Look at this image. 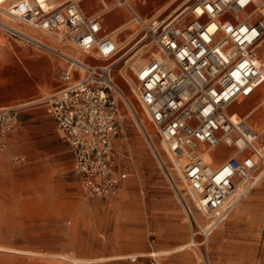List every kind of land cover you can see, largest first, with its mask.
Returning a JSON list of instances; mask_svg holds the SVG:
<instances>
[{"label":"built area","instance_id":"2783aa9c","mask_svg":"<svg viewBox=\"0 0 264 264\" xmlns=\"http://www.w3.org/2000/svg\"><path fill=\"white\" fill-rule=\"evenodd\" d=\"M80 1L0 0V34L63 64L60 87L38 103L56 121L86 194L119 193L125 174L115 139L130 113L189 220V247L200 264H212L210 235L264 175V135L229 112L264 82V0H198L176 15L148 18L136 0H114L130 13L134 39L141 34L130 49L148 40L157 51L134 72L130 93L115 76L117 40ZM21 109L0 107V150L22 125ZM163 143L168 149L159 148ZM225 147L236 149L220 161ZM151 264H162L159 255Z\"/></svg>","mask_w":264,"mask_h":264},{"label":"rangeland","instance_id":"374dc122","mask_svg":"<svg viewBox=\"0 0 264 264\" xmlns=\"http://www.w3.org/2000/svg\"><path fill=\"white\" fill-rule=\"evenodd\" d=\"M88 1L95 4L86 6L84 1L88 11L102 10L97 0ZM113 1L107 0L109 9L97 13L105 19L106 31L125 24L131 16ZM185 1L147 0L137 10L144 18L167 17L198 0L188 6ZM132 32L133 28L125 31L121 40ZM147 43L142 41L115 66L116 79L127 93L131 83L120 69L143 46L150 50L146 63L151 51H156ZM62 67L59 61L0 34V107L23 105L53 93L61 85ZM126 70L135 78L130 68ZM255 91L249 89L230 111L244 116L255 110L264 98V93ZM256 115H264V106ZM21 116L22 125L0 150V264H151L152 254L161 255L162 264H200L193 248L178 251L191 241L189 220L130 113L123 114L122 130L115 139L119 169L125 177L113 197L86 194L73 154L43 105L24 106ZM256 122L264 126V120ZM147 127L159 142L153 127L149 123ZM228 150L220 161L235 148ZM208 248L212 264H264V178L209 237ZM133 255L136 261H101Z\"/></svg>","mask_w":264,"mask_h":264},{"label":"bare ground","instance_id":"6f19581e","mask_svg":"<svg viewBox=\"0 0 264 264\" xmlns=\"http://www.w3.org/2000/svg\"><path fill=\"white\" fill-rule=\"evenodd\" d=\"M83 1V0H82ZM98 1V4H100L101 6L104 4L105 6L103 7L102 6V10H100V11H97L98 13H102V12H105V11H107L108 9H109V6L107 5V4H109L108 2H107V0H105L106 1V3H105V1L104 0H97ZM192 0H186L185 2H184V5L185 6H188L189 4H190V2H191ZM85 2H86V0H85ZM135 3H136V6L137 5H139V4H145V3H147V0H136L135 1ZM188 8H190V7H187L186 9H188ZM121 9H123V8H121ZM185 9V10H186ZM123 10H126L125 8L123 9ZM184 10V11H185ZM102 11V12H101ZM127 11V10H126ZM183 11V12H184ZM118 16L119 15H117V16H115V18L117 19L118 18ZM128 22V21H127ZM114 23V21L111 23V24H113ZM126 26H127V28H126V26H124V24H121L119 27H117V28H113L110 32H108V33H110V34H112L113 35V37L117 40V42H118V47L120 48V51L122 52V51H126L129 47H130V44H131V42H132V40L134 39V34H129V36H127L124 40H121V35L123 34V33H125V31L126 30H128V29H130V28H132L131 26H129L128 25V23H126L125 24ZM5 37V36H4ZM6 38V37H5ZM138 47V46H137ZM136 48V47H135ZM134 49V48H133ZM133 49H130L129 48V50H127L126 52H128L127 54H126V52L125 53H121L122 55L120 56V58L119 59H117V64L118 63H120L126 56H128V54L133 50ZM150 50L147 48V46H143V47H139L138 49H137V51L135 50L134 52H133V56L126 62V67H123L122 69H120V72H121V74H122V76L127 80V81H130V83H133L134 82V77H131L130 75H129V73L127 72V67L128 68H130V70L132 71V75H134V73L133 72H135V71H137L138 69H139V67L141 66V65H143V62L146 60V55H147V52H149ZM74 57H79V56H82L83 55V53H82V51H79V50H75L73 53H71ZM157 54V51H155V52H153V51H151V57H153V56H155ZM123 56V57H122ZM124 70V71H123ZM260 92H262V93H264V90H263V86H261L258 90H256L255 91V94L256 93H260ZM42 98H40V99H37V100H34V101H30V102H27V103H25V104H23V105H18V106H22V107H24V106H29V105H32V104H36V103H38L40 100H41ZM13 106H17V105H13ZM13 106H8V107H13ZM264 106V98L261 100V102H260V104L258 105V107L255 109V110H252L251 111V113L250 114H248V115H246V116H244V117H240L238 114H235V113H232L231 111H230V108H229V112L233 115V120L234 121H239V119H243V120H245L250 126H252V128H253V130L255 131V132H257L260 136H262V135H264V126L263 125H260V124H258L257 122H256V120H259V119H262V120H264V115H256V111L258 110V109H260L261 107H263ZM1 108H7V107H1ZM129 117V116H128ZM245 118V119H244ZM162 147H164V148H166V149H168V146L165 144V143H163L162 144V146H159V148L160 149H162ZM235 148V147H234ZM236 149V148H235ZM163 157H164V160L166 161L167 160V157L166 156H164L163 155ZM183 162H184V159H183ZM183 162H180V163H178V161H175V163H176V165L179 167L180 166V164H183ZM263 178H264V175L262 176V178H261V181L263 180ZM261 181H260V183H261ZM248 196V195H247ZM198 217H199V219L200 220H204V217H203V215H201V214H198ZM191 242V241H190ZM190 242L188 243V246H187V248L189 247V245H190ZM186 246H183V247H181L178 251H181V250H184L185 248H186ZM154 255H157V254H154ZM141 256V255H140ZM139 257V256H138ZM125 259H132L133 261H136L137 260V257L136 256H130V257H117V258H110V259H102L101 261H103V260H125Z\"/></svg>","mask_w":264,"mask_h":264},{"label":"crops","instance_id":"0c3cea01","mask_svg":"<svg viewBox=\"0 0 264 264\" xmlns=\"http://www.w3.org/2000/svg\"><path fill=\"white\" fill-rule=\"evenodd\" d=\"M12 1H13V0H8L7 5L10 4ZM57 1H58V3H61V2H64V1H66V0H57ZM84 1H85V0H83V1L81 0V1H80L81 9L83 10L84 13L91 15V14H97V13H98L97 11H100V10H97V11H95V12H90V11H88V8H86V7H84V6L82 5V3H83ZM104 1H105V0H104ZM86 2H87V5H86V6H89V5L93 6L92 4H94V3H92L91 1H88V0H86ZM113 2H114V1H113ZM113 2H112V3H113ZM105 3H106V1H105ZM106 4H107V3H106ZM108 5H109V4H108ZM94 6H95V4H94ZM98 6H99V5H98ZM102 6L104 7L105 5L103 4ZM109 6H110V5H109ZM111 6H113V5H111ZM119 8H122V7H119ZM91 10H92V9H91ZM101 12H102V11H101ZM118 18H119V16H118ZM118 18H117V19H118ZM115 21H116V20H115ZM126 23H127V22H126ZM126 23H125V24H126ZM104 24H105V26H106L105 19H104ZM125 24H124V26H126ZM114 28H117V26L114 27ZM126 28H127V26H126ZM109 31H110V29L108 30V32H109ZM126 31H127V30H126ZM127 36H129V35H127ZM129 37H130V36H129ZM73 50H74V49H71V48L69 49V51H73ZM261 86H263V89H264V82L260 83V84L257 85V86L251 87L250 89H252V90H253V89H254V90H258ZM19 105H20V104H19ZM5 107H8V106H5ZM251 111H252V110H251ZM251 111L247 112L244 116L250 114ZM232 113L238 114L240 117H244V116H241L238 112H232ZM229 148H231V147H225L226 154L229 152V150H228ZM223 160H224V159H223ZM257 186H258V185H257ZM257 186H256L253 190H255V189L257 188ZM253 190H252V191H253ZM252 191H251V192H252ZM251 192H250V193H251ZM243 200H244V199H243ZM243 200H242V201H243ZM242 201H241V202H242ZM237 207H238V206H237ZM237 207H236V208H237ZM236 208L234 209V211H233V213L231 214V216L234 214ZM231 216H230V217H231ZM230 217H229V218H230ZM227 221H228V220H227ZM227 221H225L224 223H226ZM224 223H222V224H221V225H220V226H219V227H218V228H217V229H216V230H215L210 236H212L216 231L218 232L219 229H220V227H221ZM187 246H188V245H187ZM187 246H186V248H187ZM186 248H185V249H186ZM159 256H161V255H159ZM160 261H161V260H160Z\"/></svg>","mask_w":264,"mask_h":264},{"label":"snow or ice","instance_id":"6c2138e0","mask_svg":"<svg viewBox=\"0 0 264 264\" xmlns=\"http://www.w3.org/2000/svg\"><path fill=\"white\" fill-rule=\"evenodd\" d=\"M241 2H243V0H241ZM197 11H199V10H197Z\"/></svg>","mask_w":264,"mask_h":264}]
</instances>
